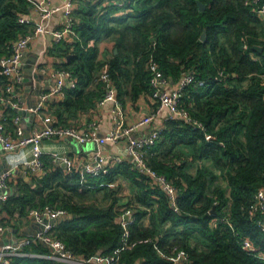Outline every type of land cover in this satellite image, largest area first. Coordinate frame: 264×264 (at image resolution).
Returning <instances> with one entry per match:
<instances>
[{
    "label": "trees",
    "instance_id": "1",
    "mask_svg": "<svg viewBox=\"0 0 264 264\" xmlns=\"http://www.w3.org/2000/svg\"><path fill=\"white\" fill-rule=\"evenodd\" d=\"M198 1L205 4L203 10ZM251 2L82 0L74 10L81 39L61 47L70 58L59 67L69 69L76 81L66 88L64 107L88 109L104 97L99 73L105 62L121 101L124 95H151L150 54L173 81L185 70L193 71L198 82L205 81L189 84L181 96L202 125L169 118L159 140L147 149V165L178 188V210L170 205L167 192L129 160L83 181L77 171L64 177L50 171L43 155L47 171L37 187L20 178L17 191L0 201L3 226H15L32 208L53 205L69 213L54 235L85 259L118 250L120 264H264V229L257 222L262 214L251 217L249 212L256 191L264 186V18L252 10ZM32 6V0H0V60L18 37L34 30L30 19L19 21ZM203 30L205 41L200 38ZM103 41L113 42L108 61L100 57ZM0 107L14 135L18 111L1 102ZM191 159L202 163L194 174L187 169ZM118 175L137 187L131 203L124 204L134 209L126 225L128 242H136L132 247L124 245L119 198L107 208L73 200L106 189ZM222 176L229 196L222 185L211 187ZM57 179L68 191L64 197L53 187ZM147 216L149 225L144 224ZM244 239L251 248L243 247ZM179 250L188 254V261L172 260ZM24 252L10 264H62L48 257L51 249L41 242L31 243Z\"/></svg>",
    "mask_w": 264,
    "mask_h": 264
},
{
    "label": "built area",
    "instance_id": "2",
    "mask_svg": "<svg viewBox=\"0 0 264 264\" xmlns=\"http://www.w3.org/2000/svg\"><path fill=\"white\" fill-rule=\"evenodd\" d=\"M34 5L38 6L41 22L34 25V30L18 37L11 45L10 54L4 56L0 60V102L16 109L32 112L39 117L41 126L34 129L30 133H26L22 125V114L14 117L15 133H10L5 125V114L0 115V154L7 151H13L15 148L31 145L32 158L21 161L17 165L6 166L0 172V201L9 197L10 178L13 172L26 171L27 169L45 171L46 167L43 162L44 150L42 148V141L44 139H60L69 138L76 140L83 144L96 143L98 146L106 145L108 143H117L119 141L127 140L128 156L114 155L111 153L103 154L100 151L96 152L93 160L85 163L80 167L82 180L85 181L86 176H96L101 173H107L109 167L114 166L124 160H129L135 168L148 175L155 183L159 184L168 194L169 203L178 210L177 196L178 188L175 184L169 181L164 175L150 168L146 163L147 149L154 145L161 137L164 129L165 121L169 118H179L188 123L198 126L202 124L194 119L187 106L181 101L183 90L189 84L197 81L193 71H182L180 78L176 81L173 88H170L172 79L167 76L162 70L160 63L155 59L153 54H150L147 60V70L150 73V84L152 88L151 97L156 102V109L151 114H146L138 122L127 125L125 122V109L123 102L119 100L117 88L113 83L109 71V64L105 62L100 70L99 78L104 82L106 92L104 97L99 101L100 104L110 102L112 104L113 114V128L105 135H100L98 125L91 124L88 128L81 130L75 126H61L58 125L49 113H43L45 102L53 95L65 96L67 87L75 86V78L69 69L55 66H41L39 72L48 74L54 79V85L49 92L41 95L35 107L21 105L23 102L19 99L16 92L18 85L23 80L21 66L25 51L30 47L31 42L40 34L50 33L55 42L60 43L66 41L69 44L80 40V34L76 31L75 25L77 18L74 10L81 0H66L60 6H48L46 0H32ZM252 3V10L257 12L264 18V3L260 0H247ZM62 10L64 14L63 27L60 29L49 30L44 26V21L51 18L57 11ZM28 15H23L19 21L24 22ZM253 58H256L252 54ZM198 82V81H197ZM204 80H200L199 84H204ZM166 113L163 118V124L152 129L148 134L142 137H134L132 134L135 128L149 124L153 121L158 113ZM16 149V150H18ZM68 165L74 166V161L67 158ZM25 169V170H24ZM251 217H255L257 213L262 214L257 219L258 224L264 229V186L260 187L254 196V201L249 207ZM134 209L125 207V211L121 215V220L125 226L124 245L132 247L136 242L129 243V231L126 227L129 221L133 220ZM29 215L36 221L37 228L32 235H25L19 239L13 240V243H5L0 248V264H10L12 257L17 255H25V248L33 242H41L51 249V254L48 257L55 259L62 264H120L118 257V250L111 255L96 254L95 256L85 259L81 256L74 255L68 249L65 243L54 235L53 230L56 228L58 222L69 216L67 210L53 205H45L43 207H35L29 211ZM129 216L128 219H125ZM3 231V224L0 219V233ZM244 248H251V243L248 239L243 240ZM124 248V247H123ZM188 254L184 250L177 251L176 255L172 257L175 263L188 261ZM136 264H139L138 262Z\"/></svg>",
    "mask_w": 264,
    "mask_h": 264
},
{
    "label": "crops",
    "instance_id": "3",
    "mask_svg": "<svg viewBox=\"0 0 264 264\" xmlns=\"http://www.w3.org/2000/svg\"><path fill=\"white\" fill-rule=\"evenodd\" d=\"M66 0H46L48 6H60ZM28 18L33 23L39 24L41 22V16L37 5L32 6ZM42 23V22H41ZM64 14L55 13L51 18L44 21V26L49 30L60 29L63 27ZM67 42L61 41L57 43L54 41L52 34L45 33L38 35L32 42L30 47L25 51L23 56V62L21 71L23 74V80L18 85L16 92L19 95V99L23 102L21 105L31 106L38 99L37 93L41 95L45 92H49L53 85L54 79L48 74H42L39 72L41 66H55L59 67L64 62H67V53L61 49ZM61 67V66H60ZM25 79V80H24ZM173 81V80H172ZM176 81L171 82L170 88H173ZM64 97L59 95H53L44 103L45 107L43 113H49L53 115L56 123L61 126H75L81 130L88 128L91 124L96 123L98 125V131L100 135L107 134L113 128V114L112 104L107 102L100 104L99 101L91 108L83 109L76 106L64 107ZM123 106L125 109V122L127 125L134 124L141 120L146 114H151L155 111L157 105L149 94H141L138 98L133 99L130 96H123ZM14 109V108H13ZM4 107H0V115L5 114ZM16 110V109H15ZM17 111V110H16ZM19 114V112H17ZM166 113H158L153 121L149 124H145L135 128L133 132L134 137H142L148 134L152 129L163 124V118ZM22 125L26 133H30L34 129L41 126L39 117L33 116L32 112H28L27 115H22ZM11 133V132H10ZM44 150V155H47L46 162L50 171L54 172L58 170L64 176H71L74 171H80V167L88 161L93 160V156L96 152L100 151L103 154L111 153L114 155H122L127 157V140L119 141L117 143H108L106 145L98 146L96 143L83 144L76 140L69 138L60 139H44L41 143ZM186 152L189 149L183 148ZM32 158V146L27 145L21 147L18 150L7 151L0 154V172L1 170L10 165H17L21 161H25ZM67 158L74 161L73 170L68 169ZM207 163H209L207 161ZM201 161L193 160L188 163V171L194 174L196 168L200 166ZM27 169L26 171H15L10 178V191L9 196L14 194L18 189L20 178H24L31 188H36L39 182V178L42 177L46 171ZM25 170V169H24ZM81 175V172H79ZM82 178V175H81ZM59 179L53 182L54 189H59L61 197L63 193H68L66 189L58 186ZM116 183V184H115ZM50 189H47V191ZM137 187L133 182L123 175H118L112 182L107 184L106 189L100 191H92L84 197L73 196V200L78 203H85L94 205L100 208H107L113 203V198H119L125 200V204L130 199H133ZM6 200V199H5ZM3 201V200H2ZM117 209H121L117 203ZM17 216V214H16ZM2 215H0V219ZM214 223V222H213ZM144 224L149 225L150 219L147 216L144 219ZM216 224V223H214ZM37 228L36 221L29 214L20 216L19 221L15 226H3V231L0 233V248L3 241H10L19 239L25 235H32Z\"/></svg>",
    "mask_w": 264,
    "mask_h": 264
},
{
    "label": "rangeland",
    "instance_id": "4",
    "mask_svg": "<svg viewBox=\"0 0 264 264\" xmlns=\"http://www.w3.org/2000/svg\"><path fill=\"white\" fill-rule=\"evenodd\" d=\"M82 1V0H81ZM81 1H79V3H78V6H77V8H79V6H80V2ZM84 2H85V0H83ZM82 4V3H81ZM57 13H62V10H59V11H57ZM112 46H113V42L111 43V42H109V41H107V42H101L100 43V51H101V53H100V57H101V59H103V60H105V61H108V60H110V58H111V55H112ZM88 162H90V161H88ZM87 162V163H88ZM73 167H75V166H73V165H69L68 166V169H67V171H69V170H73ZM214 167V166H213ZM116 184V183H115ZM217 184H219V185H222V187L225 189V191H226V195L227 196H229L230 195V191H229V185H228V182H227V180L225 179V177H220L219 179H217V181H215V182H213L212 184H211V187H214V186H216ZM100 191V190H99ZM129 203H131L130 201H129ZM118 204L120 205V207H121V209H119L120 211H121V213H123L124 211H125V200H121L120 202H118Z\"/></svg>",
    "mask_w": 264,
    "mask_h": 264
},
{
    "label": "water",
    "instance_id": "5",
    "mask_svg": "<svg viewBox=\"0 0 264 264\" xmlns=\"http://www.w3.org/2000/svg\"><path fill=\"white\" fill-rule=\"evenodd\" d=\"M198 4H199V7H200L201 10H203V9L205 8V4L202 3L201 1H198ZM206 36H207L206 30H203V32H202V34H201V37H200L201 40H202V41H205V40H206ZM254 47H255L256 49H258L259 51H261V50L263 49L262 46H260V45H255ZM115 52H117V49L115 50ZM69 58H70V56H68L67 61H69ZM24 80H25V79H24ZM39 95H40V94L37 93L38 99L36 100V102H34V103L31 105L32 107H35L36 103H37L38 100L40 99V96H39ZM19 113L22 114V115H27V114H28V112H27L26 110H25V111L20 110ZM32 115L35 116L34 113H32ZM71 140H72V139H71ZM16 149H18V148H15V150H16ZM128 217H129V216H126L125 219H128ZM8 242L13 243L14 241H13V240H10V241H3V242H2V245L5 244V243H8Z\"/></svg>",
    "mask_w": 264,
    "mask_h": 264
}]
</instances>
